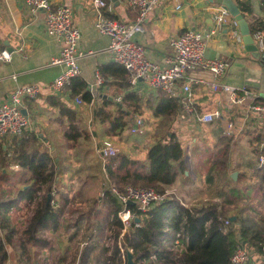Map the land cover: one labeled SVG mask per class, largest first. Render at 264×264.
<instances>
[{
    "label": "crops",
    "instance_id": "crops-1",
    "mask_svg": "<svg viewBox=\"0 0 264 264\" xmlns=\"http://www.w3.org/2000/svg\"><path fill=\"white\" fill-rule=\"evenodd\" d=\"M51 1L55 9L64 5L73 10L74 25L77 26L82 33V47L86 52L93 53L80 60L81 76L73 81L72 85L68 87L64 94L59 96L51 91L50 84L54 78L59 75L62 69L60 67L50 66V60L60 52L62 46L48 36L44 15L40 14L37 18H33L27 11L23 0H0V13L2 15V21L0 22V50H7L11 53L12 57L11 61H0V101H6L18 87L29 84H37L41 87L39 98L35 101L25 100L24 109L30 116L31 114L35 115V120L32 121L33 126L30 131L39 132L38 135L41 138L46 137L44 146L46 145L53 151V145L61 144L60 146L64 149L63 144L68 142L62 131V123L65 125L68 118L63 116L61 108L56 106L57 104L77 110L78 120H83V123L89 124V130L85 127L92 138L89 152H93L94 150L96 155L97 150L101 148L106 141H113L119 147L120 154L127 153L132 155L134 159L146 160L148 150L151 145H153L149 143H151V141H155L156 143L159 137L165 135V133L169 131L170 127H177L175 133L178 136L180 131L183 134L184 130L182 127L184 126H210V131L214 126L213 137L219 141L220 146L219 149H217V151L219 150L217 156L226 148H228L229 151V155L226 159V164L229 169L221 178L226 179L228 173L230 177H232L234 173H242L245 174L248 181H250L256 169H260L257 153L258 151L259 153H263L264 149V122L258 121L254 115L249 114L247 107L233 105L230 102L228 94L215 92L207 84H195L192 86L194 108L200 114L219 110L222 113L220 119L209 125L194 123L184 113L182 102L178 99L181 108L177 119L173 121V123L161 122V119L153 116L151 108L156 107L159 97L164 94L162 92L151 91L143 83H140L136 89L130 90L129 79L128 86L123 87L124 81L121 78L122 76L119 72H116L113 67H110L112 64L108 53L110 39L100 35L95 29L96 13L93 8L92 0ZM105 1L108 4L106 10V15L108 17L126 23L135 22L137 20L138 11L130 7L126 0ZM232 1L240 10L241 8L238 3L244 7L246 12H242L241 10V13L248 21L249 26L254 25L262 28L261 31L256 30L252 35L256 45L261 51V57L259 59L253 57L251 53L246 51L244 44L239 45L236 43L232 35V31L235 29L234 25H232V21L235 20L233 16L230 17L228 24L225 25L221 31H218L211 39L207 40L206 57L209 59L224 60L230 64L227 74L220 82L237 88L247 87L252 93L251 99L247 102V105L253 103L264 105V48L259 46V41L255 37L258 32H261L264 43V7L259 0ZM222 7V5L217 3H210L209 0H162L160 6L153 8L150 12L145 23V32L136 35V41L146 49L147 55L152 61L159 64L161 67H167L168 60L172 57L174 52L171 42L179 35L189 30L202 32L211 31L216 27L215 16ZM98 75L102 79L101 83L97 79ZM191 76L204 79L208 83L214 81V77L210 73L203 71L194 72ZM14 77H16V79H14ZM81 83L84 84L86 91L93 97L90 105L86 104L84 101L82 105H77L75 103V98H82L81 95L72 97L73 91L76 88L79 90L83 87ZM130 93L143 98L144 102H146L143 114L146 113L147 115H145L144 123L151 129L149 136L152 135L153 137L148 141L146 139L144 143L129 138L131 135H134L131 132V135L128 133L125 135V133L120 136L106 134L105 131L109 127L110 120H108L106 116L96 117L95 115V109L102 107L104 100L108 99L110 102L115 103L117 102V97L120 95H123L121 103L125 108L127 102H125L124 97ZM139 116L141 115L132 116V120L134 121L135 118ZM228 123H234L235 125L232 137L224 135ZM58 131L60 134L53 135L52 132ZM26 135L24 136L27 137ZM49 135H52L51 138ZM25 137L6 138L0 140V142L3 143L4 149L8 150V148L12 146L10 148H13L15 152L16 140L24 141ZM227 137H230V139ZM8 139L10 140L6 141ZM5 141L6 143H4ZM9 142L10 146H7ZM195 142H198V139H196ZM232 143L241 145L245 148V151L248 150L251 152L247 159H256L255 168L251 174L239 170L240 160L237 163H234L232 160ZM189 149H193V144L189 145V154L188 152L186 153L185 162L187 163L188 161L187 155H190L189 163L191 165L188 166L186 176L191 177L195 182L191 186H187L185 185L187 181L185 183L179 181L175 186L171 187L172 192L176 193V197L184 207L208 201L213 198L215 194L214 193L211 197L210 195L206 197L202 192L197 193L193 190L194 184L196 185L198 179L194 173L195 163H192L193 158ZM97 157L99 156L97 155ZM212 163L213 162H211V165ZM197 171L200 172V175H203L200 167H198ZM86 173V171L82 173V175L86 176L85 181L82 180L81 189L79 190V192L82 191V193H84L85 186L88 182L93 183V181L98 179H93L95 175H86ZM103 173L105 177L104 181L109 184L105 167H103ZM27 177L28 173H24L23 177L17 176V179L13 183H21L20 181ZM62 179L64 182H67L65 178ZM84 184L85 186L83 187ZM182 184L187 186L189 190L187 191L188 188H184ZM73 194L72 192L70 193L71 199L75 196ZM99 194L100 191L97 195ZM92 197L93 195L90 194V199H92ZM217 200L218 198L212 199V201ZM261 208L264 213V207L261 206ZM63 227L64 226L60 225L59 228L61 230L55 235L59 239L58 243L56 237H54V232L59 228L56 231H47L49 234L47 237L50 243L48 246H56L60 249L62 256L68 254L69 257H71L73 255L72 251L76 252L79 245L77 246L75 242H73L75 236L69 234V231L73 228L69 227L65 229ZM47 247L42 251V258ZM90 247L93 252L94 246L91 245ZM92 252L90 254V260L92 258ZM255 258H257V260H255ZM63 263L68 264L69 262H64L63 260L58 261V264ZM253 264L264 263L258 261L257 256H253Z\"/></svg>",
    "mask_w": 264,
    "mask_h": 264
},
{
    "label": "trees",
    "instance_id": "trees-1",
    "mask_svg": "<svg viewBox=\"0 0 264 264\" xmlns=\"http://www.w3.org/2000/svg\"><path fill=\"white\" fill-rule=\"evenodd\" d=\"M238 4L242 12H246ZM261 29L259 26H250L252 35ZM110 67L119 72L124 81L123 87H127L129 74L126 69L113 63ZM81 86L83 87L79 90L76 88L73 91L72 97L81 95L83 101L90 105L93 97L86 91L83 83ZM124 100L127 102L125 108L122 103H112L106 99L102 107L95 109L96 117L106 116L110 120L105 131L108 135L125 134L132 129V116L144 113L146 102L143 98L130 93L125 95ZM56 106L68 118L65 125L62 123L66 140L74 145L81 143L83 139L90 140V133L80 126L78 111L61 104ZM180 108L178 98L161 95L156 107L151 110L153 116L161 119V122L173 123ZM38 134L26 131L23 134L27 136L25 140L15 142V162L27 171L28 177L20 181L23 184L11 201H4L3 198L5 195L11 197L12 190L9 193L3 191L0 195V264H43L42 251L50 244L46 232L59 228L66 208L72 205L71 187L61 177L62 163L54 160L51 150L44 146L46 137L41 138ZM0 150L4 159L8 150L3 145ZM221 153L209 168L212 173L208 180L215 185L222 183L213 198L184 207L176 196L171 195L145 214L138 211L137 206L129 205L128 210L139 218L140 227H136L133 221L124 232L125 227L119 218L124 206L107 192L106 200L111 207L110 215H113L111 225L116 231L115 249L110 264H125L119 257L120 244L124 250H133L136 264H231V257L240 245H244L254 257H258V261L264 263V258H261L264 247V213L261 208L264 207V166L256 169L250 181L242 173L238 174L237 180L226 177L221 181V177L229 169L226 164L228 148ZM257 155L259 159L261 153L258 151ZM77 157L80 162V156ZM185 158L186 152L177 134L168 131L149 148L146 160L134 159L132 155L122 153L110 159L105 171L108 180L121 191L126 186L133 185L165 193L179 181L185 183L188 180ZM3 161L5 160H2L4 166ZM192 163L194 164L193 160ZM194 173L199 179L195 168ZM18 183H13V186ZM43 186L47 187L46 196L34 211L23 237L16 240V232L10 228L7 215L17 208L19 199L30 206ZM53 191L56 194L49 201L48 196ZM215 198L221 202L212 201ZM52 201L58 207H54ZM227 220H230L229 225H225ZM167 228L174 233L184 230L189 237L184 251H171L162 244ZM91 252V247H85L79 258L75 257L68 264H76L77 261L78 264H89Z\"/></svg>",
    "mask_w": 264,
    "mask_h": 264
},
{
    "label": "built area",
    "instance_id": "built-area-1",
    "mask_svg": "<svg viewBox=\"0 0 264 264\" xmlns=\"http://www.w3.org/2000/svg\"><path fill=\"white\" fill-rule=\"evenodd\" d=\"M128 5L138 11V18L135 22H122L120 20L108 17L106 10L108 4L105 0H92L93 8L96 13L95 29L102 36L110 39L108 53L111 62L120 65L126 69L129 74L130 90L136 89L140 83H143L151 91L162 92L170 98H178L182 102L184 113L194 122L202 125H209L222 117L219 110L211 113H198L194 108V97L192 86L195 84L208 85L215 92H223L229 95L230 102L233 105L247 107L249 114L254 115L258 121L264 122V105L248 104L251 99V91L247 87L237 88L220 82L225 77L230 64L227 61L219 59H209L206 57V42L211 39L218 31H221L228 24L231 17L228 10L221 8L215 16L216 27L209 32L189 30L179 35L171 42L174 50L172 57L168 60L167 67H161L152 61L146 52V49L136 41V35L145 32V23L153 8L159 7L162 0H126ZM264 7V0H259ZM24 5L33 18L40 14L44 15V22L48 36L54 39L62 46L58 54L50 60V66L60 67L62 70L50 84V89L55 95H62L70 87L73 81L81 76L80 60L87 55L93 54L86 52L82 47V33L74 25L73 10L67 6H59L56 9L51 0H23ZM2 15L0 13V22ZM235 29L232 31L236 43L243 45V37L239 31V24L236 20L232 21ZM259 41V46L264 48L263 35L258 32L255 35ZM11 53L7 50H0V61H11ZM203 71L210 73L214 77L212 83L206 80L191 76L192 73ZM16 79V77H14ZM98 81L102 79L98 75ZM41 94V87L37 84H29L18 87L6 101H0V140L6 138H20L26 131L31 130L32 121L30 115L25 114V100H37ZM123 95L117 97L116 101L121 103ZM77 105H82L81 97L75 98ZM136 125L133 127V133L141 132L142 121L136 119ZM235 128L234 123H228L224 135L232 136ZM120 154L119 147L113 141H106L101 148L97 150V155L102 160L105 167L111 158ZM264 166V154L259 158V167ZM19 166H16L18 168ZM109 192L119 204L124 206V211L119 214V218L126 229L134 221L136 227H140L139 219L134 213L128 210L127 203L133 201L137 203L138 211L142 214L147 213L157 204L164 202L169 196L174 195L172 191L160 193L152 188H142L128 185L121 191L116 185L110 183L109 190L100 194V198L105 199ZM56 191H53L51 197H54ZM220 203L218 199L214 201ZM57 207L54 201L51 202ZM230 220L225 222L229 225ZM113 231L114 227L112 226ZM74 230L69 231L73 235ZM124 233L121 237H123ZM189 243V237L181 229L174 233L172 229L167 228L162 239V244L175 252H182ZM83 248L87 243L79 242ZM50 248V249H49ZM119 257L127 263V252L132 249L124 250L120 244ZM43 258L47 264H58V261L70 262L69 255L62 256L60 249L47 247ZM264 258V247L263 255ZM78 264V262L76 263ZM231 264H253L251 252L240 245L231 257Z\"/></svg>",
    "mask_w": 264,
    "mask_h": 264
},
{
    "label": "rangeland",
    "instance_id": "rangeland-1",
    "mask_svg": "<svg viewBox=\"0 0 264 264\" xmlns=\"http://www.w3.org/2000/svg\"><path fill=\"white\" fill-rule=\"evenodd\" d=\"M145 115L146 113L137 117L136 119H139L142 121L143 125L141 128V132L139 133H133V127L137 124L136 120H134L132 123V129L131 131H127L129 135L130 132L134 135H131L129 138L139 140L142 143L145 142L147 139L150 140L153 136L150 135L151 129L144 123L145 121ZM31 121L35 120V115L31 114ZM148 119V118H147ZM80 126L83 128H88L89 124L83 123V120H80ZM131 123V124H132ZM33 126V125H32ZM92 127V125H91ZM177 127H170L169 131L176 132ZM210 126H200V127H190V126H184L182 129L184 130L183 134H178V138L180 142L182 143L186 153L188 152V148L190 144H193V149H189L193 161L195 163V172H198L199 179L196 182V185L194 184L193 190L197 193H203L210 197L218 191V188L221 186L222 183L212 184L208 179L211 176V173L209 171V167L211 165V162H213L218 154L217 149H219V141L213 137L214 133V126L212 127V130L210 131ZM32 129V128H31ZM89 130V128H88ZM87 130V131H88ZM39 133V132H38ZM53 135L60 134V132H52ZM186 135V136H184ZM52 135H49L51 138ZM161 136V135H160ZM163 136V135H162ZM25 137L24 135L21 136ZM232 137V136H231ZM54 138V137H53ZM230 139V137H227ZM90 140L83 139L81 143H77L76 145L70 144L68 142H65L63 144L64 149L61 144H56L53 151H51L54 160L58 163L59 161L62 163V175L61 177H64L66 179V183L71 187L72 194L74 198L72 199V205L66 208V211L64 215L61 218L60 225L64 226L63 228H69L72 227L74 229V241L75 244L78 246L79 242H85L87 243L85 247H90L93 245V254L92 258L90 260L89 264H110L111 256L114 253L115 249V234L116 231H113L112 228V218L113 215H109V212L111 210L110 205L108 204V200H105L100 198V194L102 192H106L109 190L110 181L109 184H107L104 180V173H103V164L99 157L95 154V151L89 152L90 147ZM198 139V142H195V140ZM10 139L6 140L9 141ZM13 140V139H12ZM217 140V142H216ZM6 141L4 143H6ZM166 142V141H162ZM202 142V143H201ZM8 143V142H7ZM67 143V144H66ZM155 141H151V144H154ZM2 142H0V149L2 146ZM233 144V143H232ZM231 149H233L232 152V160L234 163H237L239 160V170L241 172L251 174L254 171L256 159L251 158L247 159L249 154L248 150L245 151V148L241 145L233 144ZM74 145V146H73ZM7 146H10V142ZM152 146V145H151ZM12 147V146H10ZM8 148V154L3 159L4 155L2 151L0 150V195H2L3 191L6 193H9L11 190L12 196L5 195L3 200L11 201V199H14L16 194L18 193V189L22 186L23 183L18 184L17 186H13V182L17 179V176H24V173L27 174V171L25 169L22 170V168L19 166V168H16L17 164L15 163L16 154L14 153L13 148ZM59 148V149H58ZM230 149V150H231ZM56 154V156H55ZM189 154V152H188ZM222 153H220L221 155ZM80 156L79 158L81 161H77V156ZM219 155V156H220ZM187 157L190 158V155H187ZM2 160L4 162V166L2 163ZM188 166H191L189 163V160L187 161ZM199 165V166H198ZM198 167H200V170L203 175H200V172L197 171ZM64 169V172H63ZM83 171H86V175H95L93 179H97L92 182H88L85 186L84 193L79 192L81 189V182L82 180L85 181L86 176L82 175ZM227 177H230V174H227ZM219 179V177H218ZM12 181V183H11ZM221 181H224V179L221 178ZM76 184H75V183ZM78 182V183H77ZM195 181L192 180L191 177L188 178L187 183L185 185L191 186ZM184 188V184H182ZM188 188V187H187ZM65 189V187H64ZM46 190L47 187L43 186L40 191L37 194L36 200L30 205H26V201H23L19 199L17 208L10 213H8L9 218V225L10 228L14 229L16 232V240H20L26 228L28 227V224L30 222V219L32 215L34 214V211L38 207L39 204H41L46 196ZM189 188L187 189V191ZM77 191V192H76ZM100 191V194L97 195V193ZM168 191H172L171 188L168 189ZM90 194L93 195L92 199H90ZM215 195V194H214ZM213 195V196H214ZM174 196H176V193L174 192ZM178 196V195H177ZM106 203V204H105ZM61 230L60 228L54 232V237L57 239V243L59 242V239L57 236V232ZM49 235L48 232L46 233V236ZM94 243V244H93ZM78 250L72 251L71 261L73 259L79 258L80 252L84 249L80 245L77 247ZM78 253V254H76ZM41 259L43 264L44 260ZM257 260V258H255ZM70 261V262H71Z\"/></svg>",
    "mask_w": 264,
    "mask_h": 264
},
{
    "label": "water",
    "instance_id": "water-1",
    "mask_svg": "<svg viewBox=\"0 0 264 264\" xmlns=\"http://www.w3.org/2000/svg\"><path fill=\"white\" fill-rule=\"evenodd\" d=\"M115 1V0H113ZM210 3H217L219 5H222L223 8L228 10L231 16L235 18V20L238 22L240 27V32L243 37V43L245 45V49L247 52L251 53L253 57L259 59L261 57V51L258 48V46L255 43V40L251 34L250 26L248 21L245 19V17L242 15L241 10L239 7L232 1V0H209ZM25 114H27L26 111H24ZM56 156V154H55ZM189 160V157L187 158ZM238 173H234L232 175V178L234 180L237 179ZM49 201L51 200V195L48 196ZM127 205L137 206L136 202L129 201ZM232 220H235V218H232ZM137 222H140L139 219H137ZM251 255L254 256V254L251 252ZM127 264H136L134 260V255L132 252H127Z\"/></svg>",
    "mask_w": 264,
    "mask_h": 264
}]
</instances>
